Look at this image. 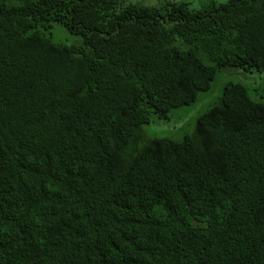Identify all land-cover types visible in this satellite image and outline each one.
<instances>
[{
    "label": "trees",
    "instance_id": "trees-1",
    "mask_svg": "<svg viewBox=\"0 0 264 264\" xmlns=\"http://www.w3.org/2000/svg\"><path fill=\"white\" fill-rule=\"evenodd\" d=\"M11 1L0 264H264V102L228 82L182 139L142 128L222 70H264V0Z\"/></svg>",
    "mask_w": 264,
    "mask_h": 264
},
{
    "label": "rangeland",
    "instance_id": "rangeland-1",
    "mask_svg": "<svg viewBox=\"0 0 264 264\" xmlns=\"http://www.w3.org/2000/svg\"><path fill=\"white\" fill-rule=\"evenodd\" d=\"M13 3L11 0H6ZM126 3H140L144 5H160L167 0H125ZM187 3L191 8L198 9L211 3H225L228 0H168ZM47 35L56 43L77 44L82 41L78 34L70 32L64 25L54 24ZM228 82L243 83L250 97L264 102V70H245L243 68H227L220 71L211 83V87L199 93L198 99L189 104L171 110L170 117L158 118L153 116L152 121L142 125L144 140L153 138L182 139L186 134L195 130L198 118L213 107L219 100L224 86ZM144 140L140 145L144 144Z\"/></svg>",
    "mask_w": 264,
    "mask_h": 264
}]
</instances>
